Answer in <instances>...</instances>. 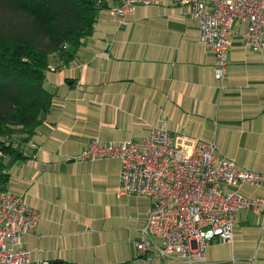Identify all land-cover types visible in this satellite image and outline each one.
I'll list each match as a JSON object with an SVG mask.
<instances>
[{
	"label": "crops",
	"instance_id": "1",
	"mask_svg": "<svg viewBox=\"0 0 264 264\" xmlns=\"http://www.w3.org/2000/svg\"><path fill=\"white\" fill-rule=\"evenodd\" d=\"M107 9L98 11L70 62L57 53L48 56L44 86L51 105L30 134L14 135L22 156L5 158L4 190L39 212L35 231L23 237L30 264H187L136 255L151 201L118 193V159L67 157L78 155L91 138H144L162 121L174 145L213 141L218 157L264 173V49H251L244 40L247 23L236 20L221 83L185 5H138L125 25ZM223 188L264 197V183ZM232 236L231 242L210 243L205 260L193 264H264L262 213L240 210Z\"/></svg>",
	"mask_w": 264,
	"mask_h": 264
},
{
	"label": "built area",
	"instance_id": "2",
	"mask_svg": "<svg viewBox=\"0 0 264 264\" xmlns=\"http://www.w3.org/2000/svg\"><path fill=\"white\" fill-rule=\"evenodd\" d=\"M165 0H118L107 10L125 25L138 5ZM185 5L199 25V40L214 57L213 73L224 82L229 36L236 20L245 21L244 40L264 49V0H171ZM74 160L116 158L120 162L118 193L151 201L139 230L136 255L145 261L176 258L187 264L205 260L215 241L231 242L235 215L252 209L264 217V197H243L223 188L264 183V173L241 170L235 160L218 157L211 141L195 139L189 147L174 145L164 122L154 124L141 139L114 142L91 138ZM39 212L10 191H0V264H30L23 237L32 234Z\"/></svg>",
	"mask_w": 264,
	"mask_h": 264
},
{
	"label": "trees",
	"instance_id": "3",
	"mask_svg": "<svg viewBox=\"0 0 264 264\" xmlns=\"http://www.w3.org/2000/svg\"><path fill=\"white\" fill-rule=\"evenodd\" d=\"M111 0H0V191L5 158H21L16 132L30 134L49 111L48 56L70 62Z\"/></svg>",
	"mask_w": 264,
	"mask_h": 264
}]
</instances>
